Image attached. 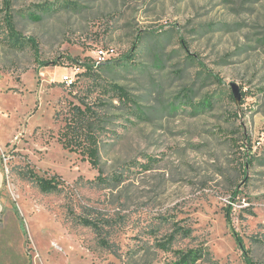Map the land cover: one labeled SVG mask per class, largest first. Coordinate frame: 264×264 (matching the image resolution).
I'll return each mask as SVG.
<instances>
[{
  "label": "rangeland",
  "instance_id": "374dc122",
  "mask_svg": "<svg viewBox=\"0 0 264 264\" xmlns=\"http://www.w3.org/2000/svg\"><path fill=\"white\" fill-rule=\"evenodd\" d=\"M8 4L0 264H169L199 245L209 254L195 264H264V0ZM11 17L21 44L8 38ZM97 61L112 62L82 74ZM113 83L130 99L111 96ZM82 95L105 102L101 172L57 139L56 112ZM28 171L61 191L42 192ZM82 216L108 229L115 253ZM173 221L192 232L162 248Z\"/></svg>",
  "mask_w": 264,
  "mask_h": 264
},
{
  "label": "trees",
  "instance_id": "16d2710c",
  "mask_svg": "<svg viewBox=\"0 0 264 264\" xmlns=\"http://www.w3.org/2000/svg\"><path fill=\"white\" fill-rule=\"evenodd\" d=\"M5 5L8 4V0H5ZM41 9H49L50 6L41 5ZM34 13V12H33ZM6 29L8 38L13 44H21L23 37L14 30L12 17L6 19ZM32 47L35 48V43L31 39L26 40ZM129 57H132L130 54ZM190 57V56H188ZM110 62L93 63L92 65H86L82 74L91 75L94 74V68L109 66ZM105 64V65H103ZM73 81L70 82L72 84ZM109 90L114 92L113 95L120 101L129 100V96L124 87L111 84ZM232 97V95L230 94ZM98 104H105L103 99L95 98L90 100L88 95H82L78 98V103L70 102L66 108L56 112L55 118L58 119L61 116L63 124L60 126L57 139L63 148L71 152H77L81 154L93 168L100 170V134L104 130V117L101 110L98 109ZM26 176L35 181L42 192H59L61 191V183L57 177L53 176L45 178L38 176L32 171H28ZM101 173L97 175V179L101 178ZM105 220V225L109 226L110 221ZM79 222L85 226H90L97 239V244L115 253L114 244L109 240L106 235H109L108 229H105L103 225L95 221L89 216H82L79 218ZM172 230L167 235V239L162 241L159 246L162 248H168L177 237L185 238L190 236L192 230L188 225H184L179 221L172 222ZM176 258L169 264H195L198 260L205 258L209 253L204 246L189 247L187 249L175 250ZM247 264H252L250 259L246 257Z\"/></svg>",
  "mask_w": 264,
  "mask_h": 264
},
{
  "label": "crops",
  "instance_id": "0c3cea01",
  "mask_svg": "<svg viewBox=\"0 0 264 264\" xmlns=\"http://www.w3.org/2000/svg\"><path fill=\"white\" fill-rule=\"evenodd\" d=\"M4 188V174H3V169L1 166V162H0V213L4 210L5 208V200L2 197V190Z\"/></svg>",
  "mask_w": 264,
  "mask_h": 264
},
{
  "label": "water",
  "instance_id": "95a60500",
  "mask_svg": "<svg viewBox=\"0 0 264 264\" xmlns=\"http://www.w3.org/2000/svg\"><path fill=\"white\" fill-rule=\"evenodd\" d=\"M231 87H232V93L234 95L235 98L239 97V92H238V87L234 82H231Z\"/></svg>",
  "mask_w": 264,
  "mask_h": 264
},
{
  "label": "built area",
  "instance_id": "2783aa9c",
  "mask_svg": "<svg viewBox=\"0 0 264 264\" xmlns=\"http://www.w3.org/2000/svg\"><path fill=\"white\" fill-rule=\"evenodd\" d=\"M104 56V52L102 51V50H99L98 51V57H100V58H104L103 57ZM97 63H100L99 61H97ZM68 82L70 83L71 82V80H68ZM1 158L4 160V161H6V157H5V154L2 152L1 153Z\"/></svg>",
  "mask_w": 264,
  "mask_h": 264
}]
</instances>
